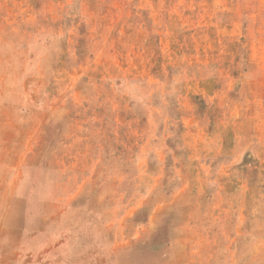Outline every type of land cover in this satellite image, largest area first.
<instances>
[{"label":"rangeland","instance_id":"obj_1","mask_svg":"<svg viewBox=\"0 0 264 264\" xmlns=\"http://www.w3.org/2000/svg\"><path fill=\"white\" fill-rule=\"evenodd\" d=\"M0 264H264V0H0Z\"/></svg>","mask_w":264,"mask_h":264}]
</instances>
